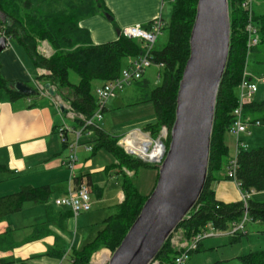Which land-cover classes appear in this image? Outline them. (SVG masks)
I'll return each mask as SVG.
<instances>
[{"label":"trees","instance_id":"16d2710c","mask_svg":"<svg viewBox=\"0 0 264 264\" xmlns=\"http://www.w3.org/2000/svg\"><path fill=\"white\" fill-rule=\"evenodd\" d=\"M33 1L35 0H21L17 9L14 6L15 0H0V14L3 16V19L0 18V31L24 50L34 67L48 71L47 74L37 77L38 82L50 83L60 99L67 102L74 113L88 118L97 107L94 84L116 78L122 68L128 66L125 64L127 61L143 52L145 43L142 39L126 38L121 33L115 40L101 44L91 43L88 32L79 26V22L98 13H108L101 0L65 1L64 6L49 12H31ZM242 1L228 0L229 53L215 101L207 178L202 193L188 217L176 228L186 237L202 231L207 223H211L216 231H228L231 224L239 222L243 215L244 206L241 200L230 203L217 201L210 186L212 172L221 170L231 159L228 157L224 136L232 122L231 112L236 102L237 84L246 56L245 25L248 14L241 7ZM169 2L170 14L162 26L167 34L166 43L159 50H151L153 64H161L158 68L159 80L151 82L142 76L139 80L131 82L136 87V95H140V102H149L153 106L154 121L141 128L153 137L158 135L162 125L169 131L174 119L176 92L189 55L188 41L197 0ZM251 14L257 29L258 45L264 43V13L256 14L251 9ZM42 40H46L53 50L48 57L37 49L38 42ZM70 73H73L77 80H70ZM12 82L5 79L0 71V102L13 101L23 96L13 90ZM30 97L38 99V94ZM104 110L105 107L103 112ZM244 114L253 115L257 118L254 121L264 125V98L259 102L248 103L244 107ZM258 114L260 117H257ZM75 120L79 125L82 124L80 119ZM89 129L94 131V137L89 141L92 144V152L101 148L109 152L116 161L112 166L118 169V173L123 174L122 200L103 220L92 240L79 250L71 252L66 264H87L98 249L110 252L116 249L148 197L141 195L132 186L126 171L133 172L138 167L153 168L152 165L125 153L117 144L120 136L110 135L101 127ZM168 141L167 135L166 147ZM235 161V182L240 192L264 191V144L256 149L237 151ZM50 193L47 186H21L16 192L0 196V220L19 211L25 202L46 203ZM247 216L264 226V200L254 201L249 197ZM236 234L231 237L235 238ZM12 246L10 231L6 230L0 234V248ZM175 254L176 250L167 239L155 260L158 264H173ZM99 259L105 261L104 257L93 258ZM238 261L241 264H264V250L238 256Z\"/></svg>","mask_w":264,"mask_h":264},{"label":"crops","instance_id":"0c3cea01","mask_svg":"<svg viewBox=\"0 0 264 264\" xmlns=\"http://www.w3.org/2000/svg\"><path fill=\"white\" fill-rule=\"evenodd\" d=\"M101 2L110 18L104 16L103 13H98L83 18L79 22V26L88 32L93 44L115 40L121 30L128 26L149 29L152 21L157 18H160L163 26L170 14V6H168L169 14L165 18L166 0H101ZM11 42L12 40L9 39L8 45L3 50V63H0L2 76L10 81H21L26 84L30 82L34 85L33 88H37V84L42 85L38 82L37 77L47 74L48 71L34 67L20 46L22 55L33 66V73L28 71L22 63H5L4 57L14 56L13 48L10 46ZM50 49L51 47L46 42H42L39 47L40 52L44 53L46 57H48ZM127 63L128 61L125 64ZM99 84L101 83L94 84V87ZM254 96L252 101H255ZM56 98L45 92H39L38 99L21 96L13 101L0 102V196L16 192L21 186H47L52 193L58 195L56 197L67 191L68 170L65 161L68 156V146L60 141L57 129L65 123L63 117H69L72 120L70 127L74 129L79 127V123L70 117L68 112L74 113V111L67 109L68 103L63 102L59 96ZM59 103H62L67 109L66 113L61 111ZM245 116L252 121L257 119L253 115ZM242 136H244L243 139ZM245 136L249 137L245 138ZM251 138L249 130L239 139L242 143L245 141L251 144ZM224 142L227 143L226 136H224ZM261 142L259 140L258 145ZM77 150L76 177L84 176L90 189L95 192L99 188L92 181L91 174L94 173V170L91 171L92 160L87 155L89 151H86L80 144ZM95 171L120 174L118 169L112 165L111 167L98 166ZM225 171L226 166L211 174L210 186L213 189L214 198L223 203L239 201L240 191L232 180L226 178ZM119 199L122 200L121 189ZM54 206L56 205L54 204ZM56 207L54 208L47 202L37 204L26 202L19 211L0 220V234L6 230L10 231L13 242L12 247L0 248V263L66 264L71 252L79 250L91 241L106 218L97 226L99 218L94 215L91 208L87 212L74 216L69 209ZM36 229L39 230L38 233H36ZM73 231L74 239L71 243L68 234ZM78 232H80L79 237L76 238ZM206 244L210 245L209 242ZM218 264L223 263L218 262Z\"/></svg>","mask_w":264,"mask_h":264},{"label":"water","instance_id":"95a60500","mask_svg":"<svg viewBox=\"0 0 264 264\" xmlns=\"http://www.w3.org/2000/svg\"><path fill=\"white\" fill-rule=\"evenodd\" d=\"M229 35L228 0H197L168 145L161 163L152 165L157 171L155 185L106 264H151L200 197L207 178L215 101L227 64ZM7 45V37L0 36V52ZM11 86L23 96L39 93L21 81H13ZM40 89L53 98L58 96L48 82ZM58 106L67 112L62 103Z\"/></svg>","mask_w":264,"mask_h":264},{"label":"rangeland","instance_id":"374dc122","mask_svg":"<svg viewBox=\"0 0 264 264\" xmlns=\"http://www.w3.org/2000/svg\"><path fill=\"white\" fill-rule=\"evenodd\" d=\"M65 1L73 0H35L33 1V5L30 11L34 12L35 10H38L40 12H49L64 6ZM166 1L167 2L164 6L165 18H167V14H169L168 6H170L169 1ZM15 2L14 6L19 9V4H21V0H15ZM252 9L256 14L264 13V0H254L252 3ZM21 13H23V11ZM0 18L3 19V16L1 14ZM166 40V31L162 29L161 35H159L155 41L154 49H161L166 43ZM42 42L47 43L46 40L38 42L37 49L39 53H41L39 47H41ZM10 46L13 48L12 51L14 53V56L8 55L4 57L5 63H22L28 71L33 73V66L30 65L28 59L22 55L23 52L20 47L13 40ZM1 53L0 63L3 59V51ZM52 53L53 50L50 49L48 51V56H50ZM41 54L44 55V53ZM132 60L128 61L127 64L131 63ZM244 71L248 75V77H250L253 81L257 83V92L254 96V100L257 102L261 101L264 98V43H260L256 47L251 48L248 53L246 50L245 63L243 64L241 76ZM157 73L158 67L152 64L145 70L144 77H147V79H149L151 82H157L159 80L156 77ZM69 77L70 80H77V77L73 73H70ZM27 85L34 86L30 82H28ZM135 89L136 87L134 83L124 85L121 89L116 90L113 96H111L106 101L105 110L102 113L100 127L108 134L113 136H120L121 139L130 130L134 128H141L142 126H144L145 122L147 123L151 120H154L152 104L149 102L141 103L139 100L140 95L138 93V95H136ZM236 93L238 92L236 91ZM257 117H260V115L258 114ZM63 121L68 126H70L72 122L69 117H63ZM248 130H250V133L252 135V143L249 144L245 141L243 142L246 147L250 146L249 150L255 149L264 144V125H250L248 127ZM166 131L168 132L167 128ZM225 136L227 138L228 143H225L227 146L228 157L233 158L236 153L235 136L228 131L226 132ZM93 137L94 131L86 130L79 138L80 146H83L84 148V145H88L90 148H92V144L89 141ZM243 137L244 136H242V139ZM248 137L249 136H245V138ZM67 138L68 141H72L75 136L73 133L68 132ZM259 140H261L262 142L258 145ZM87 155L92 160L91 171L94 170V173L91 174V177L93 184L95 183L99 188V190L95 192L90 189L91 209L93 210L92 212L94 213V215L99 218L97 219V226H99L102 220L114 211V206L120 201L119 193L121 189L122 179L124 177L122 173L115 175L114 173L109 174L105 171H95L98 166L111 167V165L114 164L115 160L113 156L106 150L101 148L94 153L89 151ZM147 164L153 165L151 163ZM126 174L127 179L131 182L132 186L136 188L141 195L147 196L151 193V189H153L157 177V171L154 167H138L133 172L126 171ZM54 195V193H50L47 204H50L54 208H57L56 206H54L53 201L58 195ZM250 197L254 201H263L264 191L251 192ZM263 231L264 226L261 222L252 221L250 220V218H248L244 223L243 229L237 232L235 238H232L231 236H233L234 234L230 235L228 231L214 232L212 236L205 237L201 240V245H199V249L197 250V252L194 251L190 254L189 259L186 261L185 264H215L218 262L223 264H241L238 261V256H241L251 251L264 250ZM73 233L74 231L68 234L71 243H73L74 239ZM79 233L80 232H78L76 238L79 237ZM207 242H209L210 245H207ZM69 246H71L70 243ZM110 253L111 252L106 249H98L92 254L87 264H106L107 260L103 262L101 259L93 260V258L104 257V259H106L107 257L109 258Z\"/></svg>","mask_w":264,"mask_h":264},{"label":"built area","instance_id":"2783aa9c","mask_svg":"<svg viewBox=\"0 0 264 264\" xmlns=\"http://www.w3.org/2000/svg\"><path fill=\"white\" fill-rule=\"evenodd\" d=\"M254 0H243L241 7L247 11V22L245 25L246 33V50L247 53L253 47H255L259 41L257 29L252 20V3ZM162 22L160 18L154 19L150 24L149 29H143L140 26H128L121 30V34L129 39H142L145 43L143 52L132 60L128 66H125L120 71L119 75L106 82H103L94 88V94L97 99V107L93 114L86 118L81 114L68 112L70 117L74 120L76 118L82 121L77 129L70 127L63 123L57 129V134L60 141L68 146V156L65 161V166L68 170V188L67 191L56 197L53 203L58 207H64L71 211L72 215L76 216L80 213L87 212L91 208L90 201V188L85 177H76V166L78 163L77 147L79 146V138L83 131L90 130V127H99L102 120V113L105 107L106 101L113 96L116 90L121 89L124 85H129L134 80H139L145 73V70L150 67L153 62L151 59V50L154 48V44L159 35H161ZM0 36H4L0 31ZM9 38H7V43ZM155 65V64H154ZM158 68L161 64H156ZM159 79V74L156 75ZM39 92L44 93L40 89L41 85H36ZM237 97L235 105L232 109V122L228 128V132L235 136V148L236 151L247 149L246 145L240 141V136L244 133H248V127L250 125H259L258 121H252L244 114V107L250 103L253 96L257 92V83L253 81L245 73L242 74L237 84ZM69 111H72L69 105H66ZM71 132L75 138L72 141H68L67 134ZM168 132L165 126H162L156 137L151 136L148 131H144L141 128H134L130 130L124 137L119 139L118 145L122 147L123 151L127 154L134 155L143 162L151 164H159L164 158L166 152V137ZM86 151H91L88 145H84ZM236 154V153H235ZM235 156L231 158L226 165V177L232 180L238 188L235 182V169H236ZM239 189V188H238ZM240 191V190H239ZM251 192H240V200L243 203L244 210L242 218L239 222L231 224L228 233L230 235L236 234L243 229L247 216V200L250 197ZM189 213L187 214V216ZM214 232H217L211 223H207L204 229L197 232L190 237L183 235L180 229H175L169 236V241L172 247L176 250V254L173 258V264H185L189 259L192 252L198 249L200 242L203 238L212 236ZM151 264H158L154 260Z\"/></svg>","mask_w":264,"mask_h":264},{"label":"bare ground","instance_id":"6f19581e","mask_svg":"<svg viewBox=\"0 0 264 264\" xmlns=\"http://www.w3.org/2000/svg\"><path fill=\"white\" fill-rule=\"evenodd\" d=\"M108 259V257L105 259V261Z\"/></svg>","mask_w":264,"mask_h":264}]
</instances>
